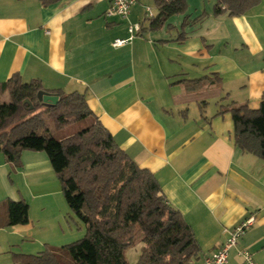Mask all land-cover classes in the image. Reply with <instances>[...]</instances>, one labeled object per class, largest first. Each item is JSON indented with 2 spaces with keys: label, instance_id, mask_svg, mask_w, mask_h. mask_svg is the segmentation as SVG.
Masks as SVG:
<instances>
[{
  "label": "crops",
  "instance_id": "1",
  "mask_svg": "<svg viewBox=\"0 0 264 264\" xmlns=\"http://www.w3.org/2000/svg\"><path fill=\"white\" fill-rule=\"evenodd\" d=\"M58 1L0 0V83L17 74L45 90L84 93L113 142L155 177L168 205L190 226L200 249L197 261L224 243L225 230L253 216L228 264H241L242 250L264 264V160L235 146L229 112L217 115L230 106L260 105L264 0L238 17L203 6L195 18L175 15L182 16L178 30L165 22L154 32L145 30L150 19L140 0L128 21L145 31L117 48L112 43L128 38V22L105 17L109 0ZM194 2L186 0L187 8ZM201 15L194 26L181 28L185 16L190 22ZM213 75L220 84L211 88L186 92L180 83ZM46 157L25 151L16 168L0 152V264L85 235ZM8 199L28 205V223L4 225Z\"/></svg>",
  "mask_w": 264,
  "mask_h": 264
},
{
  "label": "trees",
  "instance_id": "2",
  "mask_svg": "<svg viewBox=\"0 0 264 264\" xmlns=\"http://www.w3.org/2000/svg\"><path fill=\"white\" fill-rule=\"evenodd\" d=\"M157 14L145 30L158 31L167 20L187 11L186 0H153ZM49 6L58 0H39ZM260 0H216L215 14L243 16ZM204 15L181 28L194 26ZM144 29H141L142 31ZM144 30V31H145ZM183 37V33L180 38ZM186 92L220 84L217 75L180 82ZM58 97L57 104L44 105L38 93ZM0 152L7 163L20 167L25 151L44 152L60 184L64 201L85 226V235L70 244L46 247L36 255L15 254L13 264H127L124 252L133 246L137 229L142 250L135 264H193L199 246L181 214L168 205L161 188L149 171L137 165L113 142L87 106L84 93L45 90L38 80L21 81L14 74L0 83ZM229 112L233 140L241 152L264 160V95L257 109L246 105L220 109ZM55 132L78 126L70 135ZM7 227L28 223V205L8 199L4 203ZM1 209V206H0ZM1 227V225H0Z\"/></svg>",
  "mask_w": 264,
  "mask_h": 264
},
{
  "label": "built area",
  "instance_id": "3",
  "mask_svg": "<svg viewBox=\"0 0 264 264\" xmlns=\"http://www.w3.org/2000/svg\"><path fill=\"white\" fill-rule=\"evenodd\" d=\"M110 5L109 8L105 11L106 18H118L120 21L128 22L127 39H115L112 43V46L117 48L129 43L134 36H136L141 27L139 24H131L128 21L131 8L138 4L140 0H109ZM146 19H151L153 14L151 13L149 8L145 10ZM255 223V219L253 216L247 217L243 219L241 223H239L233 229L225 230L224 232L227 234V239L224 243L214 252L208 254L203 257L200 261L194 262L193 264H228V253L232 248L237 246L238 240L252 227ZM239 256L242 260L241 264H255L253 260L252 253L248 250H242L239 253Z\"/></svg>",
  "mask_w": 264,
  "mask_h": 264
},
{
  "label": "rangeland",
  "instance_id": "4",
  "mask_svg": "<svg viewBox=\"0 0 264 264\" xmlns=\"http://www.w3.org/2000/svg\"><path fill=\"white\" fill-rule=\"evenodd\" d=\"M195 1H196V2H194L195 4L191 3V6L187 8L188 10L186 12V15H188L192 18H195L196 16H198L199 14L202 13L203 6L209 8L210 6L215 7V5H216V2H214V5H213V2L209 3V1H208V3H207V0H205V3H203L202 0H195ZM140 4L142 5L143 9L149 8L151 13L154 14V16H156L157 10H156V7H155L153 0H141ZM141 10H142V8L140 10H138V12H137V16H138V14H140L138 18L143 17V11H141ZM181 19H182V16H172L171 19H169L167 21V23H171L172 25L177 27V30H178V25L181 23ZM135 22L138 23V21H135ZM146 23H148V20H146L144 22V24H146ZM166 24L164 27H166ZM0 102L8 103L9 102L8 95H6V94L0 95ZM45 120H46V123H47V126H48L50 132L56 134L57 136H59V135H62V136L70 135L71 133H73L79 129L78 126H71V127L65 128L63 130H60L61 132H55L54 125L51 122V120H49V119H45ZM141 237H142L141 232L139 229H137L133 246L128 248L127 251L125 252V258L124 259L126 260L127 264H135V262L137 261L138 256H139V254L142 250V247H143Z\"/></svg>",
  "mask_w": 264,
  "mask_h": 264
},
{
  "label": "water",
  "instance_id": "5",
  "mask_svg": "<svg viewBox=\"0 0 264 264\" xmlns=\"http://www.w3.org/2000/svg\"><path fill=\"white\" fill-rule=\"evenodd\" d=\"M39 101L44 105H55L57 104L58 97L56 95L48 94L45 92L38 93Z\"/></svg>",
  "mask_w": 264,
  "mask_h": 264
}]
</instances>
